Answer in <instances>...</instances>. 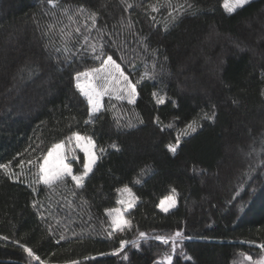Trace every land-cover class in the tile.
Segmentation results:
<instances>
[{
  "label": "trees",
  "instance_id": "trees-1",
  "mask_svg": "<svg viewBox=\"0 0 264 264\" xmlns=\"http://www.w3.org/2000/svg\"><path fill=\"white\" fill-rule=\"evenodd\" d=\"M223 2L0 0V264H233L264 251V0L232 13ZM108 56L140 81L135 102L106 95L85 124L75 75ZM72 131L105 151L81 187L69 177L49 188L28 161ZM234 146L244 155L227 183ZM125 184L131 226L109 236L105 209ZM177 232L175 252L155 239Z\"/></svg>",
  "mask_w": 264,
  "mask_h": 264
},
{
  "label": "snow or ice",
  "instance_id": "snow-or-ice-1",
  "mask_svg": "<svg viewBox=\"0 0 264 264\" xmlns=\"http://www.w3.org/2000/svg\"><path fill=\"white\" fill-rule=\"evenodd\" d=\"M249 0H224L223 7L228 13L235 12L238 8L243 7L247 4ZM52 3V0H49ZM155 10V8H153ZM95 13H92L93 21L95 18ZM99 59V57H97ZM145 73L141 76V80L144 79ZM151 78V77H150ZM75 87L80 92V94L86 98L88 104L89 119L85 121V124L93 123L94 117L97 112L101 109V99L106 95H112L114 92L119 91L121 95H117V99H123L124 94L128 99V103L132 104L135 102L137 95V84L140 83L138 80L135 84L131 82L129 77L125 75L124 70H122L120 64H118L112 56H108L103 60L102 65L99 68L88 69L84 72H77L75 75ZM156 96V93H153ZM158 103H163V97L157 100ZM205 113V118L212 119ZM199 125L195 120L190 121L183 131V135H188L190 132H195ZM180 143L179 136L177 137L176 144H169L168 151L175 154L177 151V146ZM111 147L115 148L116 145L112 144ZM77 151L83 154V168L79 174L74 173L73 163L77 162ZM97 151L102 155L105 149L100 148L97 150L96 144L91 136L81 135L79 132L72 131L70 135L66 136L64 139L53 143L47 148V151L42 153L41 156L34 162L29 160V164H34L37 167V177L38 182L43 183L49 188L63 183L66 178H71V180L76 184L77 187L82 186V182L85 177L93 171V167L96 165L98 159ZM71 158V159H70ZM0 169H7V165H0ZM144 173V169L141 170V175ZM140 181L137 180L136 183ZM117 200L116 204L120 207H113L105 209V212L110 220V231L108 235L112 236L117 232H124L129 229L131 222L125 218L124 213L135 206L137 202V197L132 192V189L125 184L122 187L117 188ZM175 188L171 190L169 195L162 197L159 201L157 207L164 213H168L170 209L176 207V201L174 198ZM181 234L179 232L175 233L171 237L156 236L155 239L161 241L163 244L167 245L170 240L173 241L172 251L175 252V239ZM146 238V234L143 232L139 233V238L131 242L121 240L120 247L115 249V253L121 252L127 243H131L134 246H139V241ZM264 248V245L261 246ZM30 256L34 259L39 260L38 256H35L33 251L29 248H25ZM127 259V257H125ZM168 264H171L172 256L166 257ZM250 259V257H249ZM76 264V262H72ZM264 264V261L261 262Z\"/></svg>",
  "mask_w": 264,
  "mask_h": 264
},
{
  "label": "rangeland",
  "instance_id": "rangeland-1",
  "mask_svg": "<svg viewBox=\"0 0 264 264\" xmlns=\"http://www.w3.org/2000/svg\"><path fill=\"white\" fill-rule=\"evenodd\" d=\"M112 95L113 96H117V95H121V93L119 91H116ZM124 98L127 99L126 94H124ZM101 102H102V99H101ZM84 136H86V135H84ZM242 152L236 146L230 147V149L228 151V154H229L228 155L229 156L228 159L230 160V162L233 165H232V167L230 165L228 167V169L227 168H223L222 169L223 171H222L221 176L224 178V182L230 183V182L233 181L236 173L239 170L238 168L241 166V165H239L238 160H242V157L244 155ZM78 153H79V151H77V154ZM174 198H175V195H174ZM175 201H176V198H175ZM115 207H120V206L119 205H116ZM128 210L124 213L126 219H127L126 213L128 212ZM249 257H250V259H249ZM262 261H264V251H261V252L255 254L254 256H251V255H248V254H245V253H239V254H237L236 258L234 259L233 264H261Z\"/></svg>",
  "mask_w": 264,
  "mask_h": 264
}]
</instances>
